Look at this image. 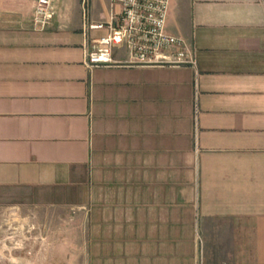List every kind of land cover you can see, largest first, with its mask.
Instances as JSON below:
<instances>
[{
    "label": "crops",
    "instance_id": "1",
    "mask_svg": "<svg viewBox=\"0 0 264 264\" xmlns=\"http://www.w3.org/2000/svg\"><path fill=\"white\" fill-rule=\"evenodd\" d=\"M33 6L0 1V207L73 211L86 264H264V0H170L195 68H87L108 0Z\"/></svg>",
    "mask_w": 264,
    "mask_h": 264
},
{
    "label": "built area",
    "instance_id": "2",
    "mask_svg": "<svg viewBox=\"0 0 264 264\" xmlns=\"http://www.w3.org/2000/svg\"><path fill=\"white\" fill-rule=\"evenodd\" d=\"M169 4L170 0H108L105 23L89 25L106 29L107 34L91 42L85 66L195 68L196 56L190 43L167 31ZM54 15L53 0H34V29H46ZM116 50H124L126 59H115Z\"/></svg>",
    "mask_w": 264,
    "mask_h": 264
},
{
    "label": "rangeland",
    "instance_id": "3",
    "mask_svg": "<svg viewBox=\"0 0 264 264\" xmlns=\"http://www.w3.org/2000/svg\"><path fill=\"white\" fill-rule=\"evenodd\" d=\"M78 237L71 210L0 207V264H86Z\"/></svg>",
    "mask_w": 264,
    "mask_h": 264
}]
</instances>
